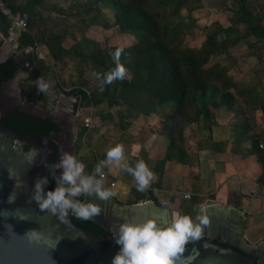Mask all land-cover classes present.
I'll use <instances>...</instances> for the list:
<instances>
[{"label": "trees", "instance_id": "1", "mask_svg": "<svg viewBox=\"0 0 264 264\" xmlns=\"http://www.w3.org/2000/svg\"><path fill=\"white\" fill-rule=\"evenodd\" d=\"M1 1L11 12L26 16L25 31L19 35L17 47L18 50L31 48L34 64L19 85L21 99L28 98L36 79L43 78L47 72L60 73L67 64V58L71 57L76 61L79 82L69 91H62V94L79 96L80 108L103 105L105 110L97 112V128L108 120L121 133L127 129L128 118L148 116L164 104L172 105L155 131L165 139L164 155L155 163L158 179L165 162L194 164L184 130L189 125H197L208 134L211 110L220 107L228 109L232 105L236 82L224 65L210 62L211 57L228 52L239 42H243L247 49L261 46L264 51V0L260 4H254L252 0H236V7L227 9L230 12L227 24L224 26L213 21L204 29L203 40L197 48L184 44L193 22L183 19L180 12L182 9H193L200 0H56L66 3L65 7L52 4L51 0ZM108 7H111L110 17L104 12ZM66 19H71L72 23L68 24ZM90 27L101 30L113 28L118 34H127L133 39L126 45H102L85 36ZM7 28V21L0 15V33L4 38ZM65 41H69L70 45L65 47ZM38 47L45 49L50 63H44L37 57ZM117 49L122 50L120 63L127 73L123 80L106 84L104 77L115 68L113 54ZM16 69V63L8 57L0 64V83L9 79ZM84 69L96 74L98 79V83L88 90L84 88ZM39 100L54 102V97L45 94ZM112 108H116L114 121L109 113ZM7 116L39 127L46 133L55 130L48 120L17 113ZM85 132L86 128L80 126L77 138ZM138 161L135 157L126 160L132 167ZM93 166L85 164V173L89 175ZM54 177L56 171L51 169L47 183L50 191ZM129 192L133 198L126 204L147 199L167 210L166 205L156 202L150 190L130 189ZM81 199L82 196L78 198L79 201ZM199 202V197L195 195L182 200L178 205L180 214L193 218ZM69 219L83 229L114 241L110 234L89 221L74 217Z\"/></svg>", "mask_w": 264, "mask_h": 264}, {"label": "water", "instance_id": "2", "mask_svg": "<svg viewBox=\"0 0 264 264\" xmlns=\"http://www.w3.org/2000/svg\"><path fill=\"white\" fill-rule=\"evenodd\" d=\"M7 44L0 35V64L9 57L4 50ZM11 58L17 65L15 73L19 74L15 78L24 79L34 64L32 49H21ZM1 96L0 93V99ZM78 104L79 96L60 95L55 110L59 115L65 113L72 118ZM21 106L27 108L26 104L21 103ZM5 114L1 113L0 106V264H111L119 251L113 239L81 228L68 218H78L71 211L63 217L59 213L41 211L32 199L36 179H49L50 168L46 165L52 166L54 157L58 163L62 152L61 146L57 147L58 141L52 137L53 132L46 133ZM55 117L43 114L40 119L55 126ZM59 171L57 169V178ZM43 187L45 193L50 191L47 184ZM12 193L15 199L9 203ZM80 202H92L100 207L98 216L85 221L97 225L113 238L123 223L142 224L154 220L165 227L177 213L163 210L152 201L123 204L113 197L102 201L83 195ZM192 219L195 223L206 219L207 224H201L200 238L185 244L175 264H264V237L255 244L244 239V217L239 209L207 201L198 207Z\"/></svg>", "mask_w": 264, "mask_h": 264}, {"label": "crops", "instance_id": "3", "mask_svg": "<svg viewBox=\"0 0 264 264\" xmlns=\"http://www.w3.org/2000/svg\"><path fill=\"white\" fill-rule=\"evenodd\" d=\"M259 73L264 77V67L252 70L253 75ZM236 87L228 109L211 110L208 134L202 130L201 147L190 149L194 164L165 162L160 179L155 174L146 190L152 191L156 202L167 209L179 205L184 194L199 197L198 207L211 201L239 209L244 217L243 237L251 244L264 237V83L255 81ZM171 108V104H164L148 116L128 120L126 130L134 137L125 161L135 157L156 172L155 163L164 155L165 139L155 131ZM102 170L110 181L115 180L113 192L123 201L129 199L130 189L137 190L135 178L121 168L105 165Z\"/></svg>", "mask_w": 264, "mask_h": 264}, {"label": "rangeland", "instance_id": "4", "mask_svg": "<svg viewBox=\"0 0 264 264\" xmlns=\"http://www.w3.org/2000/svg\"><path fill=\"white\" fill-rule=\"evenodd\" d=\"M22 1V0H21ZM52 4L55 3L61 7H65L66 3H62L61 1L51 0ZM254 4H260L262 0H252ZM236 7V0H200V3L197 4L193 9L191 8L189 11L182 9L180 12V16L183 17L186 21L190 19L193 22V26L191 29V33L187 35L184 39V44L192 47L197 48L202 40H203V33L204 29L208 27L213 21H218L222 25L227 24V17L229 16L230 12L227 9L231 10ZM106 16L111 15V7L104 9ZM190 12V13H188ZM68 24L72 23L71 19H66ZM1 35V33H0ZM2 36V35H1ZM85 36L91 40L96 42H100L102 45H126L133 39L132 36L127 34H118L115 29L109 30H101L99 27H92L88 29L85 33ZM3 37V36H2ZM4 38V37H3ZM5 43L7 42L4 38ZM70 45L69 41L64 42V46ZM19 51V50H18ZM16 51V52H18ZM38 51L43 55L42 61L44 63H50L48 57L45 56V49L43 47H38ZM15 52V53H16ZM8 56H12L14 52L9 48L7 51ZM210 62H218L224 65L227 70L228 74L232 79L236 82L239 86L242 87L243 84L252 83L255 81H259L264 83V77L259 74H252V70L256 67H264V51L262 50L261 46H257L254 49H247L243 42L237 43L234 47L229 49L226 53H218L211 57ZM32 68V67H31ZM30 70V69H29ZM83 79L86 81V85L84 86L85 89L93 87L98 83V79L96 74H90L88 69L83 70ZM28 74V73H27ZM26 78V77H25ZM24 78V79H25ZM24 79H20L21 81L18 82V89L20 91L19 85H21ZM44 82L49 84V89L46 92H38L36 88V81L34 83V87L30 91L28 98L20 100L27 107H35L44 112L45 115L51 114L55 115V102L57 98L62 94V91H69L72 87L77 86L79 79L76 74V61L71 57L67 58V64L64 69L60 73H52L47 72V74L42 78ZM51 95L54 97V102H46L43 103L39 100V97H43L44 95ZM65 96V95H64ZM73 97L74 95H70ZM3 103V100H1ZM1 106V113L8 111V106L3 107ZM99 109H104L103 105L99 106L98 108H80L78 104V108L76 114L72 117L73 122L77 124L78 128L84 124V120L89 118L90 124L89 128L86 129L85 134L81 138H77L74 130V134L72 135V142L70 149L67 150V153L73 154L79 161L85 164H92L94 165L91 169V173L89 175L98 177L95 169L96 166L99 164L100 161L105 160L106 152L109 148L114 147L116 144H122L124 146L125 154H127L128 148L132 146L134 136L129 134L127 130L123 132H118L112 124L109 123L108 120L102 122V125L97 128V112ZM115 109H110L109 113L112 115V119H116L115 116ZM131 118L127 119L129 123ZM133 119V118H132ZM84 127V126H83ZM85 128V127H84ZM201 127L197 125H189L184 130V135L186 137L187 144L189 148L197 150L201 147ZM53 137V136H52ZM63 151V149H62ZM192 153V152H191ZM194 156L191 158L193 159ZM103 172V170H102ZM110 181L107 174H105ZM115 182V180H114ZM105 184V183H104ZM103 184V187H104ZM106 188V187H104ZM107 189V188H106ZM113 191V188L111 189ZM165 195V194H164ZM83 196V195H81ZM79 197L75 199L78 200ZM129 196V197H128ZM183 195L179 198V202L182 200H187L182 198ZM113 199L117 200L120 203L130 202L133 198L131 192H127V197L129 199L123 201L119 195L112 196ZM171 197V196H170ZM174 197V196H173ZM172 198V197H171ZM166 199V198H165ZM164 199V200H165ZM81 201V200H80ZM168 201V200H167ZM126 204V203H125ZM168 210H175L177 213H180L178 209V205L174 204L173 209ZM255 244V241H252ZM259 242V241H258Z\"/></svg>", "mask_w": 264, "mask_h": 264}, {"label": "clouds", "instance_id": "5", "mask_svg": "<svg viewBox=\"0 0 264 264\" xmlns=\"http://www.w3.org/2000/svg\"><path fill=\"white\" fill-rule=\"evenodd\" d=\"M121 51L117 49L113 54L115 68L105 74L103 82L106 84L123 80L126 76L127 70L120 63ZM36 88L38 92H46L49 84L42 78H38ZM105 165L119 167L131 174L137 182V190L141 192L145 191L150 186V182L155 179V173L143 160L136 162L134 167L125 161L122 144L109 148L106 159L96 166L95 171L101 179L86 174L84 163L64 152L59 163L52 166L46 165L50 171L51 169L61 170L59 178L54 177L56 179L54 190L45 193L43 186L48 183V178H37L32 199L37 202L41 211L59 213L62 217L71 211L78 218L93 219L100 214V207L92 202H80L75 198L84 195L106 201L115 195L113 191L103 187L102 167ZM14 199L12 193L8 202L12 203ZM201 224H207V220L195 223L190 216L180 213L173 214L171 223L165 227L159 226L154 220H147L142 224L123 223L114 237L119 251L112 258L111 264H175L176 258L184 251L185 244L200 238Z\"/></svg>", "mask_w": 264, "mask_h": 264}, {"label": "flooded vegetation", "instance_id": "6", "mask_svg": "<svg viewBox=\"0 0 264 264\" xmlns=\"http://www.w3.org/2000/svg\"><path fill=\"white\" fill-rule=\"evenodd\" d=\"M9 49V45L7 44L5 46V52H7ZM15 53V52H14ZM11 57V56H9ZM18 73H13L12 76L7 79L6 81H3L0 83V93H1V99H0V105H3V107L8 106L9 110L6 111V116L7 115H13L15 113L20 114V115H25L28 117H32L35 119L39 120H45V119H40L42 118L44 112L35 108V107H23L21 106L20 97H19V89H18V82L21 81L19 78H15ZM19 75V74H18ZM3 100V103L1 102ZM55 118H53L54 124H55V130L51 131L53 132V138H55L58 143L57 147L61 146L63 151L58 157V163L61 158L62 153L67 152L69 150V143L72 140V135L74 134V130L76 128V132L78 131V126L73 122L72 118H69V116L65 113H58L55 114ZM73 155V154H72ZM56 156V154H55ZM53 164H57L55 161V157L53 159ZM56 171V177L57 178V169ZM61 172V170L59 171ZM60 176V174H59ZM59 178V177H58ZM56 187V179H54V182L52 184V190ZM71 216H68V218Z\"/></svg>", "mask_w": 264, "mask_h": 264}, {"label": "built area", "instance_id": "7", "mask_svg": "<svg viewBox=\"0 0 264 264\" xmlns=\"http://www.w3.org/2000/svg\"><path fill=\"white\" fill-rule=\"evenodd\" d=\"M0 15L5 18V20L8 23L7 28V36L5 37L9 48L12 50V52L18 51L17 47V39L19 35L25 31V20L26 16L23 13L18 12H11L7 7L4 6L2 1L0 0ZM37 57L40 59H43V55L38 51L37 49ZM90 119L87 118L84 120L83 126L87 129L89 128ZM103 173V184L107 189H111L114 187L115 182L114 181H108L107 176ZM97 179H101V176L98 174ZM189 195L184 194L182 196L183 199H189Z\"/></svg>", "mask_w": 264, "mask_h": 264}]
</instances>
